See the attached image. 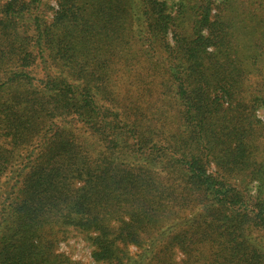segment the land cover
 I'll return each mask as SVG.
<instances>
[{
    "label": "trees",
    "instance_id": "trees-1",
    "mask_svg": "<svg viewBox=\"0 0 264 264\" xmlns=\"http://www.w3.org/2000/svg\"><path fill=\"white\" fill-rule=\"evenodd\" d=\"M54 3L0 0V264H76L73 230L95 264H264V0Z\"/></svg>",
    "mask_w": 264,
    "mask_h": 264
},
{
    "label": "rangeland",
    "instance_id": "rangeland-1",
    "mask_svg": "<svg viewBox=\"0 0 264 264\" xmlns=\"http://www.w3.org/2000/svg\"><path fill=\"white\" fill-rule=\"evenodd\" d=\"M46 4L48 5V7H55V3L54 0H45ZM248 25L246 24L245 27H241L243 28V30L247 31L248 29ZM240 35V33H239ZM242 36V35H241ZM254 39H256V36L254 37ZM239 43V41H238ZM253 43V38L252 35H249L245 38L242 39L241 42V46H240V51L241 54L245 51H247V47L243 48L244 45L246 44H251ZM253 47L251 48L252 51ZM137 50V49H136ZM135 53V52H134ZM141 54L139 53L137 56H134L132 59V61H138V63H142L143 58H140ZM264 68V66H263ZM249 71L251 73L254 74H258L257 76L255 75H248V77L246 78V82L245 85L247 86H251L253 88H258L261 86V84H264V80H262V76L264 75V69L261 68V65H258L255 68H251V70L249 69ZM142 70H139L137 65L132 67L130 69V75L131 77H135L136 75L140 76L143 75L141 74ZM37 77H41V75H37ZM129 80H127L128 83ZM123 82H120V84L122 85ZM147 83V81H146ZM165 101H167L169 99V97H165L164 98ZM262 109H258L255 114L256 117L258 119H262ZM0 187H1V193H3L7 188L9 189L10 186H8L9 184H7V179L4 178L1 180L0 182ZM129 250L131 252L135 251L134 247H130ZM57 252L63 254L65 257H67L71 262H74L76 264H95L91 257H90V252H91V248L89 246V243L86 241L85 235L79 233L78 231H70L66 234V236L58 243L57 245ZM179 259V256L176 255V261ZM102 264V263H101Z\"/></svg>",
    "mask_w": 264,
    "mask_h": 264
}]
</instances>
